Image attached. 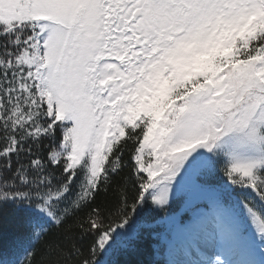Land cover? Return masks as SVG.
<instances>
[{
	"label": "snow or ice",
	"instance_id": "obj_1",
	"mask_svg": "<svg viewBox=\"0 0 264 264\" xmlns=\"http://www.w3.org/2000/svg\"><path fill=\"white\" fill-rule=\"evenodd\" d=\"M161 222L197 234L183 258ZM147 240L264 264V0H0V264Z\"/></svg>",
	"mask_w": 264,
	"mask_h": 264
},
{
	"label": "trees",
	"instance_id": "obj_2",
	"mask_svg": "<svg viewBox=\"0 0 264 264\" xmlns=\"http://www.w3.org/2000/svg\"><path fill=\"white\" fill-rule=\"evenodd\" d=\"M116 202V194L112 191L104 194L103 192L97 198L96 205L103 208L106 211H110L114 208ZM88 209H85L84 212L80 213L79 215H84ZM71 223V221H69ZM161 222V226L157 229L161 234L166 236H170L172 228L170 226H165ZM153 244L154 241L147 240L144 245V251L141 255L140 259L144 261V264H163L164 260L167 258L163 252L160 254H155L153 252ZM123 259V258H122Z\"/></svg>",
	"mask_w": 264,
	"mask_h": 264
},
{
	"label": "rangeland",
	"instance_id": "obj_3",
	"mask_svg": "<svg viewBox=\"0 0 264 264\" xmlns=\"http://www.w3.org/2000/svg\"><path fill=\"white\" fill-rule=\"evenodd\" d=\"M189 215H191V213H189ZM174 232L176 233V229L172 228L170 236L162 234L163 240L171 244L176 249L178 258H183V249L187 248L193 234L190 231H187V234L186 232H180V234H178V237L175 239L176 234Z\"/></svg>",
	"mask_w": 264,
	"mask_h": 264
},
{
	"label": "bare ground",
	"instance_id": "obj_4",
	"mask_svg": "<svg viewBox=\"0 0 264 264\" xmlns=\"http://www.w3.org/2000/svg\"><path fill=\"white\" fill-rule=\"evenodd\" d=\"M180 232H186V234H187V231H178V230H176V237H175V239L178 237V234H180ZM192 234H193V236H192V238L190 239L191 241L188 243V246H187V248L194 242V240L197 238V234L195 233V232H191ZM186 248V249H187ZM186 249H183L184 251L186 250ZM183 251V252H184Z\"/></svg>",
	"mask_w": 264,
	"mask_h": 264
}]
</instances>
